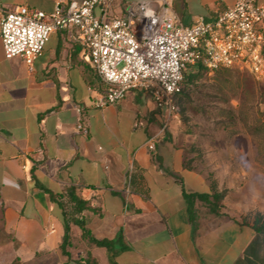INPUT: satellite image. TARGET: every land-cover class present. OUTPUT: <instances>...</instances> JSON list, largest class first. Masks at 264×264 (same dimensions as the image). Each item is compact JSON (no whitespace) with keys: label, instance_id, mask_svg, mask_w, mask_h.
<instances>
[{"label":"crops","instance_id":"1","mask_svg":"<svg viewBox=\"0 0 264 264\" xmlns=\"http://www.w3.org/2000/svg\"><path fill=\"white\" fill-rule=\"evenodd\" d=\"M142 1L156 0H109L110 13L121 16L127 4ZM234 1L170 0L184 26L212 20ZM54 5L2 1L4 11L27 6L49 13ZM104 90L73 27L53 32L31 65L19 56L6 58L0 39V226L18 244V255L66 256L63 209L72 211L66 194L72 187L90 205L75 217L95 237L123 235L128 248L116 255L118 264H264V235L258 239L241 224L264 213L261 179L220 163L211 174L193 167L177 114L169 117L142 90L98 108L94 100ZM80 122L86 133L77 129ZM212 186L224 193L220 214L196 200L190 219L183 189L211 193ZM43 188L59 194L63 207ZM80 243L98 264H110L106 248L91 250L71 222L67 258L74 259L71 250Z\"/></svg>","mask_w":264,"mask_h":264},{"label":"built area","instance_id":"2","mask_svg":"<svg viewBox=\"0 0 264 264\" xmlns=\"http://www.w3.org/2000/svg\"><path fill=\"white\" fill-rule=\"evenodd\" d=\"M2 1L0 39L6 58L19 56L31 65L53 32L78 31L105 84L94 100L98 108L142 90L173 116L184 71L197 62L208 71L245 66L257 80L264 79V3L259 0H235L214 19L199 18L190 26L181 24L170 0L130 3L121 16L110 13L109 0H55L49 13L27 6L4 11ZM77 129L87 132L81 122ZM148 148L155 149L154 139Z\"/></svg>","mask_w":264,"mask_h":264},{"label":"rangeland","instance_id":"3","mask_svg":"<svg viewBox=\"0 0 264 264\" xmlns=\"http://www.w3.org/2000/svg\"><path fill=\"white\" fill-rule=\"evenodd\" d=\"M185 93L188 122L176 114L181 139L192 149V166L211 174L220 163L236 172L244 170L264 185V79L257 80L245 66L221 68L207 71ZM2 230L0 226V264H83L88 258L80 243L71 250L74 259L46 253L23 259L16 241ZM91 250L97 251L93 244Z\"/></svg>","mask_w":264,"mask_h":264},{"label":"trees","instance_id":"4","mask_svg":"<svg viewBox=\"0 0 264 264\" xmlns=\"http://www.w3.org/2000/svg\"><path fill=\"white\" fill-rule=\"evenodd\" d=\"M262 54L264 56V48ZM207 71L208 70H206L200 62H197L195 65L188 66V68L184 71L182 88L181 91L177 94L175 99L176 111L180 113L182 122L184 124L188 122V116L186 115V109L183 104L185 102V99H183V97H187V94L185 93V89L191 86L192 84H195V82H197V80L202 75L207 73ZM184 166L186 168H191V160L186 159L184 161ZM43 189L50 195L52 201L57 202L60 205V207H63L62 203L59 201L60 200L59 194L54 193L53 191L47 188H43ZM213 189L214 188L212 186L211 193H188L185 189H183V196L187 204V210L190 219L193 220L195 218L196 200H200L204 202L207 205L210 212L214 214H220L221 200L224 196V193L218 192ZM66 194L69 198V201L72 202L73 208L72 211H67L63 209L65 235L63 242L61 244L62 253L66 256H69L66 248L70 244V223L74 222L81 228L82 236L84 239H86L94 246L106 248L108 252V260L110 264H118L115 261L116 255L128 248V246L125 244L123 240V235L120 233L113 239H106V238L100 239L95 237L87 228L85 220L82 217H75V215L80 216L84 210L90 209L89 202L80 198L76 194L75 189L72 187L67 189ZM241 224L248 225L252 229H254V231L258 235V239H260L264 235V213L256 212L251 217L250 220L247 218H243ZM82 262L83 264H98L97 261L93 258L91 253L89 254L88 258L83 260Z\"/></svg>","mask_w":264,"mask_h":264}]
</instances>
